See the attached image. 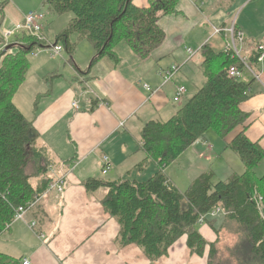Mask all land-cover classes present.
I'll list each match as a JSON object with an SVG mask.
<instances>
[{
    "label": "trees",
    "instance_id": "trees-1",
    "mask_svg": "<svg viewBox=\"0 0 264 264\" xmlns=\"http://www.w3.org/2000/svg\"><path fill=\"white\" fill-rule=\"evenodd\" d=\"M133 1L44 0L43 4L56 15L72 16L56 36L54 46L62 42L71 64L75 48L69 41L72 34L91 44V65L105 57L118 62L113 49L120 42L140 59L147 58L164 40L157 24L158 14H176L178 0H148L145 8L136 7ZM6 4L7 0H0V24ZM41 48L45 47L38 39L15 37L7 52L0 54V235L12 223L16 208L44 194L54 181L45 178L36 187L30 184L28 163H36L37 172L44 175L46 168L38 163L46 159V154L36 147L38 133L32 122L13 103L30 67L28 57ZM202 56V87L169 120L150 121L140 132L144 160L139 167L152 162L156 172L142 182L89 178L83 185L90 192L107 190L102 205L120 226L119 244L138 246L152 262L166 256L170 247L185 237L191 254L203 256L208 248L205 264H220L217 247L231 233L233 243L225 247L222 264H264V175H254L264 151L256 143L239 133L226 146L239 156L244 167L242 175L226 182H215L213 174L206 172L181 193L165 175V168L196 141L205 140L208 130L224 140L247 118L240 105L248 96L249 85L226 74L236 62L228 54L208 47L202 48ZM54 77L47 76L44 82L48 85ZM39 98L34 101V109ZM257 197L262 199L261 211ZM216 209L224 214V220L214 230L215 241L207 243L197 230L198 220ZM20 262L0 253V264Z\"/></svg>",
    "mask_w": 264,
    "mask_h": 264
},
{
    "label": "crops",
    "instance_id": "crops-1",
    "mask_svg": "<svg viewBox=\"0 0 264 264\" xmlns=\"http://www.w3.org/2000/svg\"><path fill=\"white\" fill-rule=\"evenodd\" d=\"M253 1L256 0H246L244 8ZM186 2L193 7L195 15L186 20L175 17L172 28L177 33L184 31L186 34L202 31L201 38L197 35L195 46H200L201 51L203 47L213 50V46L208 45L216 36L207 41L204 35L209 37L212 27L228 26L230 22L225 20L224 13L220 15L217 12L219 19L211 24L207 17L215 15L206 13V16L203 10L205 3L209 2L204 0ZM133 3L138 8H145L148 0H134ZM8 4L13 6L14 0H7L6 6ZM15 11L16 17L6 8L5 18L3 15L5 24L9 22L18 24L22 21L25 15L23 11L20 9ZM158 16L159 19L165 17L162 13ZM198 22L200 26L190 32L191 24ZM235 24L245 35L247 51L256 43L264 44L258 42V38L255 39L257 33L260 37L264 36V23L260 25L261 32L247 23ZM66 27L53 25L49 29L50 37L59 34ZM165 34L163 42L143 60L137 57L126 43L120 42L113 49L118 62L105 57L93 65L91 61L94 50L91 44L72 34L69 41L75 44L72 55L74 66L70 63V67L62 71L54 65L42 71L38 70V82L34 91L30 93L25 107L16 106L13 102L32 122L38 133L36 147L43 149L46 154V159L38 163L46 168L44 175L37 172L36 163L32 161L28 163L26 173L31 175L30 184L36 187L38 181L45 178L54 181L65 178V182L62 193L45 194L37 206L26 214L24 221L10 224L0 235V253L14 259H26L30 264H205L206 254L202 257L192 255L186 246L185 237L174 243L166 256L153 262L138 246L120 245L118 242L120 226L102 205L107 190L99 188L90 192L83 185L89 178L105 182L130 179L138 182L155 173L157 166L154 163L152 171L149 172H142L141 168L144 167H139L144 160L140 142L143 126L150 121L169 120L175 115L178 109L173 103V98L177 88H185L183 105L205 83V78H200L199 74L188 73L186 66L183 78L173 82L171 80L162 86L160 73L169 69L167 60L178 49L177 44L172 43V39ZM220 39L223 40L222 37ZM44 43H47L45 38ZM11 44L13 43L10 42L9 45ZM223 45L215 40L218 51H213L221 53ZM32 55L28 57L30 66ZM52 56L64 61L62 53L59 56L54 54ZM34 57V61L43 66L53 62L38 54ZM254 65L260 75V82L244 74L242 82L249 87L248 96L240 105V110L247 118L242 126L223 140L224 149H227L226 146L237 134L243 133L250 142L256 143L264 151V61L262 64ZM200 66L201 64L199 71L202 74ZM51 75L55 77L47 85L44 78ZM195 75L197 76L194 77ZM26 80L27 75L21 86ZM143 84L158 91L150 96V93L142 88ZM37 96L40 98L34 109ZM120 122H123L122 128L118 126ZM201 146L204 148L208 146V151L215 150L206 139L196 141L190 148L196 153H202ZM104 157L109 160L111 166L105 176L101 175V160ZM261 164L264 167V159L259 165ZM259 165L254 169L255 176V170ZM243 173H233L225 182L232 176ZM167 178L175 186L168 176ZM208 221L206 226L203 224L197 226L206 242L212 243L216 235ZM30 222H36L33 229L28 227Z\"/></svg>",
    "mask_w": 264,
    "mask_h": 264
},
{
    "label": "rangeland",
    "instance_id": "rangeland-1",
    "mask_svg": "<svg viewBox=\"0 0 264 264\" xmlns=\"http://www.w3.org/2000/svg\"><path fill=\"white\" fill-rule=\"evenodd\" d=\"M43 1L44 0H14L13 6L9 4L6 6L8 12H10L11 15H13L14 17H16L15 9H20L21 11H23L25 15H27L28 13H36L37 15L39 14L42 15L43 16L42 21L44 25L43 36L45 39H47V43H43L44 44L43 46L45 48L36 50V52L32 55L31 66L27 74V80L23 86L20 85L21 87H19V90L13 99V102L15 103L16 106L21 105V107H25L26 101H28L30 93L34 91L36 87V83L38 82V70L42 71L43 69L53 65L55 67L60 68V71H62L64 68L67 69V67H70V63L68 61V55L65 52V49L63 48L62 42H58V45L62 48V57L64 61L66 60V62H64L63 60L57 57L52 58L53 57L52 46H54L56 42V36L58 34H56L54 37H50L51 31L49 29L53 25H57L59 27L67 26L72 16L70 13H63L60 15H56L55 13L50 11L47 6L43 4ZM204 1L209 2L208 4L205 3V8L203 7L204 14L206 15V13H213V16L215 15V17H211V16L207 17L208 19H210L211 24L215 23V20L219 19V14L217 13L219 12L220 15L224 13L225 20L229 21L230 23L231 22L247 23L249 24L250 27L254 29L257 28L258 32H261L260 25L264 23V0L253 1L245 8H244L245 6L244 3L246 2V0H238V1L204 0ZM5 10L3 12L4 18H5ZM176 10H177L176 14L165 15L164 18L159 19L157 22V24L164 31V33H166L172 39V43L174 42L178 46V49L175 51L174 55L170 56V58L167 60V62L169 63L167 68H171V67L179 68L176 74L174 75L172 82L177 81L179 78H183V73L185 71L186 66H188L186 69L188 73H190L191 75L199 74V77L204 79L203 75L199 71V65L203 61L202 51L200 50V46L199 47L195 46L196 40L198 38L197 35L201 38L200 32L202 31H199L198 33L194 32V33L186 34V32L184 31L181 33H177L175 29L172 28V26L175 24L174 21L175 17H179V19H184V20L189 19L195 15L194 13L195 10L189 3L186 2V0H178ZM15 26L16 23L9 22L5 24L3 20L2 24L0 25V35L4 36L5 33H7V31H13ZM199 26H200V22L191 24V27L189 29L190 32L193 30V28L197 29ZM204 37L207 41H209L212 38V35L210 34L209 37H206L204 35ZM219 38L220 37H216V39H214L213 41L211 40L208 45V46H213L214 51H218L217 47H215V40H218V43L220 42L223 45V40L222 39L219 40ZM257 38H258L257 40L258 42H262V43L264 42L263 41L264 36L260 37L259 33H257L255 39ZM14 40L15 38H10L9 43L10 42L13 43ZM186 49L192 51L191 57L185 54ZM37 54L38 56H42L45 59L53 62L51 64L48 63L46 66L36 63L34 61L35 58L34 56H36ZM29 57H31V55ZM174 61L176 63H174ZM144 66L145 65H142V67ZM196 76L197 75H195L194 77ZM175 106L177 107V109H179L180 106L183 105L182 102H180V103H176ZM165 121L163 120V122ZM205 139L207 140V143L209 145H212L214 147L215 149L214 151H208L209 150L207 149L208 146H206V148L201 146L200 148L203 149V152L196 153L194 149L189 147L190 149L188 148L183 153H181L176 158L175 161H173L170 165H168L165 168V170L167 169L166 175L174 182L176 188L181 193L187 190L189 185L192 183L191 181H193L195 178H197L199 175L203 173L211 172L214 176L213 179L215 182L217 181L225 182V180L228 179L231 175H233V173L241 174L244 171L239 156L230 149H224L225 146L224 141L218 135H216L212 130H208L206 132ZM152 168H153V163L149 162L146 167L141 169L142 172H149L152 171ZM153 173L149 177H147V179H149L153 175ZM263 173H264V167L261 164L255 170V174L257 177H260L263 175ZM147 179L140 180L138 182L146 181ZM123 181H127V180H123ZM130 181L133 180L130 179ZM208 220L213 230V233L216 235L214 230L219 229V227L223 223L224 214L219 211L213 217L208 218ZM202 224L203 226H206L207 221H205ZM197 230H199V226H197ZM233 237L234 236L230 233V235L225 237L226 240H223L224 243L220 244L217 247L218 256H219L218 262L220 264H222L221 262L222 253L226 252L225 247L227 245H232ZM207 253H209L208 248H206L204 252V254H206L205 263L207 260Z\"/></svg>",
    "mask_w": 264,
    "mask_h": 264
},
{
    "label": "built area",
    "instance_id": "built-area-1",
    "mask_svg": "<svg viewBox=\"0 0 264 264\" xmlns=\"http://www.w3.org/2000/svg\"><path fill=\"white\" fill-rule=\"evenodd\" d=\"M43 16L37 15L36 13H28L22 19V21L16 24L13 31H7L5 35L0 37V54L7 52V47L9 46L10 38L15 37H30L40 40L44 43L43 37ZM211 35L216 37H222L224 42V53L228 54L229 57L236 62V65L230 66L226 71L228 78L235 79L238 81H243L244 74H248L252 80L260 82V75L255 70L254 64H262L264 61V44L256 43L253 47L247 51V43L244 33L236 27L235 22H231L228 26L221 27H212ZM53 47V54L59 56L62 53V48L57 46ZM186 53L189 57L192 55V51L187 49ZM178 67H171L162 73H160L162 86L168 84L173 79L174 75L178 71ZM142 88L150 93V96L153 95L158 89H152L146 84L142 85ZM185 94V88L179 87L176 90V94L173 98V103L182 102V98ZM75 108V104L72 105ZM122 128L123 122L118 124ZM111 169L109 160L104 157L101 160V175L105 176ZM65 178H61L53 181L47 186L44 194L41 196H36L33 201L28 202L22 206L16 208L12 222L15 221H24L26 214L33 210L39 200L48 193H62L64 190V181ZM256 203L259 210H262V199L260 197L256 198ZM219 212L218 209L209 212L205 216H201L198 220V225H201L206 221V219L213 217ZM36 225V222H30L28 227L33 229ZM20 264H30L28 260L21 259Z\"/></svg>",
    "mask_w": 264,
    "mask_h": 264
},
{
    "label": "water",
    "instance_id": "water-1",
    "mask_svg": "<svg viewBox=\"0 0 264 264\" xmlns=\"http://www.w3.org/2000/svg\"><path fill=\"white\" fill-rule=\"evenodd\" d=\"M8 49V48H7Z\"/></svg>",
    "mask_w": 264,
    "mask_h": 264
}]
</instances>
